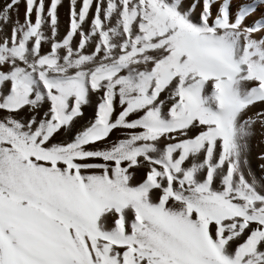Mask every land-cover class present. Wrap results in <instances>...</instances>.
Returning <instances> with one entry per match:
<instances>
[{
  "label": "snow or ice",
  "instance_id": "obj_1",
  "mask_svg": "<svg viewBox=\"0 0 264 264\" xmlns=\"http://www.w3.org/2000/svg\"><path fill=\"white\" fill-rule=\"evenodd\" d=\"M0 264H264V0H0Z\"/></svg>",
  "mask_w": 264,
  "mask_h": 264
},
{
  "label": "bare ground",
  "instance_id": "obj_2",
  "mask_svg": "<svg viewBox=\"0 0 264 264\" xmlns=\"http://www.w3.org/2000/svg\"><path fill=\"white\" fill-rule=\"evenodd\" d=\"M66 10L65 9H61V16H62V21H66ZM20 14H21V19L23 18V7H21L20 9ZM62 28H63V24H62ZM259 141L258 139L253 141V148L254 150L258 151L259 150ZM255 160V159H253Z\"/></svg>",
  "mask_w": 264,
  "mask_h": 264
},
{
  "label": "rangeland",
  "instance_id": "obj_3",
  "mask_svg": "<svg viewBox=\"0 0 264 264\" xmlns=\"http://www.w3.org/2000/svg\"><path fill=\"white\" fill-rule=\"evenodd\" d=\"M91 111H92L91 109H88L86 111V119L91 117ZM252 163H253L256 171H259L260 170L259 162H257L256 160H253Z\"/></svg>",
  "mask_w": 264,
  "mask_h": 264
}]
</instances>
